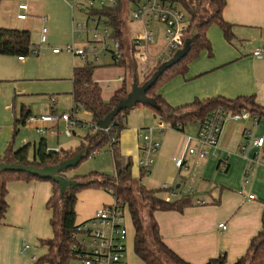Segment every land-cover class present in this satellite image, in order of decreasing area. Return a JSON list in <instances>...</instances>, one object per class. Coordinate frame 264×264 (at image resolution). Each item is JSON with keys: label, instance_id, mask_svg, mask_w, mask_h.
<instances>
[{"label": "crops", "instance_id": "1", "mask_svg": "<svg viewBox=\"0 0 264 264\" xmlns=\"http://www.w3.org/2000/svg\"><path fill=\"white\" fill-rule=\"evenodd\" d=\"M18 1L6 16H0V26L27 29L31 32L34 25L42 20V28L35 32L39 36V44L32 42L36 48L41 45L43 27L49 30L46 43L52 47L51 44L55 42L56 37L69 34L71 28L73 29L74 22L77 21L73 15L76 8L89 15L86 8L87 0L86 3L80 2L83 8L78 5L75 8L71 7L72 20L66 0ZM226 1L223 18L231 25L235 39L228 42L220 26L217 24L209 26L207 34L212 46L211 51L201 50L189 63L185 75H176L157 89L171 105L179 106L196 98L225 96L234 99L240 96H255L256 102L264 106V57L258 58L253 54L256 49L264 47V0ZM22 3L29 5L28 18L25 20L17 17L20 12L19 5ZM1 6L7 9L6 0L0 1V8ZM39 7H43V10L41 11ZM57 8L62 9L64 13L61 14ZM127 13L130 17L128 11ZM123 42L130 45L131 41L125 38ZM82 44L83 42L80 43ZM61 52L53 51L54 56H60ZM128 54V62L121 65L126 69L130 68L129 62L132 60L131 53ZM28 57L21 60L20 56L0 54V82L13 77L14 61L20 63L22 67L28 66ZM98 68L93 77L103 88V98L110 100L124 82H120L113 92L107 93L109 85H104L107 80L103 81L98 75ZM131 74L133 78L129 85L127 71L124 75V81L130 90L135 80L142 83L133 71ZM145 79L143 75V82ZM6 108L5 111L8 112L10 106L7 105ZM81 110L89 119L79 117ZM81 110L77 113L79 119L92 122L91 113ZM26 112H29L28 118L25 124L20 125L35 130L41 136L39 141L32 142L26 136L18 141L15 139V134L20 131L17 120ZM50 112H59L57 102L52 105ZM40 116L23 107L20 118H15L13 122L9 117L8 121H4V126H0V156L11 142L15 149L30 144L31 159L43 138L48 148L54 147V142L47 132L59 128L61 123H64L66 129V123L60 121L51 124L41 120H30L31 117ZM159 121L163 120L151 106L139 104L129 110L125 118L126 126L119 134L117 145L121 165L125 167L130 164L132 177L138 186L145 185L148 189L158 191L157 196L164 200L190 197L191 203L182 211L154 212L163 242L171 250L192 264H207L221 254H225L229 263H235L247 253L251 239L264 226V146L249 145L246 153L241 150L242 145L248 142L247 131H251L255 138L264 137L263 120H256L251 115L247 119L227 120L223 125L219 148L212 150L205 159H199L197 155L187 152L188 147L196 149L201 147L195 139L199 133L198 122L189 123L183 130H177L166 122L167 128L160 129L157 124ZM150 127H153L152 137L160 143V148L154 154V162L148 174L142 177L140 161L145 157V153L140 132ZM40 128L44 130V134L39 132ZM76 132L75 128L73 135ZM110 148L114 154L111 145ZM178 159H183L181 166L177 165ZM114 165L116 168L115 160ZM251 166L252 170L249 171ZM74 170L75 167L68 169L64 175L67 178L81 175ZM165 183L169 188H163ZM52 193L53 185L47 180H18L9 183L8 210L0 225V264H37L33 256L39 258L47 254L48 247L43 245L41 240L53 237L51 224V229L47 227L52 216L47 208V202ZM250 195L255 197L250 198ZM198 200H203L204 203H198ZM114 201V196L103 188H87L79 192L76 223L91 219L99 209L109 206ZM221 223H225V229L219 226ZM133 232L135 240L134 224ZM24 243L29 245L28 250L24 249ZM121 264H146L136 254L134 241L132 251H129V254L128 251L125 253Z\"/></svg>", "mask_w": 264, "mask_h": 264}, {"label": "trees", "instance_id": "2", "mask_svg": "<svg viewBox=\"0 0 264 264\" xmlns=\"http://www.w3.org/2000/svg\"><path fill=\"white\" fill-rule=\"evenodd\" d=\"M127 1L122 0L115 7L90 9L89 15L105 19L106 25L108 23V25L112 26L116 37L123 41L125 31L122 28L124 25L122 16L123 7L125 4L126 8ZM174 1L181 3L189 14L190 25L185 40L193 38V41L187 55L174 66L165 70L147 93L149 97L157 101L158 107L152 108L155 109L159 118L172 128L183 130L189 123L203 122L213 110L222 108L237 113L248 111L253 118L264 122V106L256 102L255 96H240L234 99L225 96H215L206 99L196 98L189 103L173 106L158 92L157 89L167 80L176 75H185L189 63L198 56L201 50L208 49L211 51L212 46L207 34L210 25L217 24L220 26L228 42H233L235 39L231 25L223 18L226 0ZM38 49L32 43L30 30L0 26V54L28 57ZM127 62L125 59L122 63L115 62V64L124 65ZM96 68H98V65L93 60H87L84 61V64L74 66L72 95L75 107L89 111L92 115V122L98 125V121L104 119L120 100L127 97L130 89L124 81V85L116 90L112 98L105 100L102 96V86L93 77ZM128 112L129 110H125L118 114L108 126L109 131L101 128L96 130L93 128L88 129L85 136L86 146H80L76 150L60 149L57 152L48 151L46 140L43 138L38 147L35 148L32 159L30 157V144L15 149L13 142L8 145L4 154L0 156V163L45 167L59 165L75 157L81 150L84 151L81 160L83 161L90 154H95L99 151L105 144H110L113 148V157L116 164V171L113 175L91 172L74 176L70 178L74 181V184L68 185L63 193H61V184L53 179L42 178L23 171L0 169V225L5 219L8 210L7 193L10 182L37 179L50 181L53 185L52 196L47 202V208L52 213L50 224L53 229V237L41 240V243L48 247V252L36 260L37 264H71L77 257V252L73 250L77 243L75 237L78 226L76 223V205L79 192L87 188H103L114 196L115 201L127 206L135 227V252L146 264H192L177 255L163 242L158 223L154 218L156 210L182 211L185 206L191 203L190 197L183 196L169 201L164 200L157 196L158 191L148 189L145 185H135L131 174V165L128 164L123 167L120 163L117 145L119 134L126 126L125 118ZM28 114L29 112L23 114L17 120V124H25ZM16 132H18V128ZM71 168L73 167L68 169ZM147 174L148 170L142 167V177ZM134 186L138 187V190ZM140 201L145 202L149 208L147 215L144 214V208L141 207ZM207 264H264V226L251 239L247 253L235 263H229L225 254H221L219 257L211 259Z\"/></svg>", "mask_w": 264, "mask_h": 264}, {"label": "built area", "instance_id": "3", "mask_svg": "<svg viewBox=\"0 0 264 264\" xmlns=\"http://www.w3.org/2000/svg\"><path fill=\"white\" fill-rule=\"evenodd\" d=\"M121 2L122 0H87L86 8L90 11V9L115 7ZM81 5L83 4L78 3V6L83 8ZM75 7L76 5H73L72 8ZM125 9L130 15L128 21H136L141 25V29L131 39L130 45L125 44L120 38L116 37L112 26L108 25V23L106 25L103 19L88 15L86 22L75 21L73 25L74 36L81 38L82 33H86V39L83 44H68L65 49L81 57L84 61L93 60L99 62L102 54H109L112 56L114 63H122L125 59L129 60L128 53H131L133 63L130 62L132 64L136 63L137 57L149 62L152 56L148 52V46L154 42V30L151 28V23L153 21L162 22L166 24L164 36L166 45L156 57L155 60L158 61V64L154 68L148 69L147 65L143 66L144 78L148 79L156 67L169 60L178 50L183 48L190 25L189 14L181 3H177L174 0H128ZM19 10L18 19H27L29 5L22 3L19 5ZM44 19L46 20L47 18L44 17ZM48 32V28L43 27L41 44L47 42ZM38 50H35L33 54L40 53V50ZM61 50L59 48L53 49L56 53ZM253 54L258 58L264 57V47L256 49ZM20 59L24 60L25 57L20 56ZM124 80V75H120L117 78V81L121 83ZM81 109L75 107L70 112L44 114L40 117H31L30 120H41L51 124L64 121L66 123L65 133L67 136H72L74 129L77 127H85L87 130L90 128L99 129L100 127L95 123L79 119L77 113ZM249 117L250 113L248 111L237 113L222 108L213 110L205 121L198 123L199 133L195 139L201 144V147L199 149L188 147L187 152L197 155L199 159H205L212 150L215 151L219 148L221 132L227 120H240ZM157 124L160 129L167 128V124L163 121H159ZM152 129L153 127H150L140 132L144 141L143 148L145 153V157L140 161V166L148 171L154 162V154L160 148V143L152 137ZM103 130L109 131V127ZM39 132L44 134L42 128L39 129ZM246 139L248 142L241 147V150L245 153L249 145L264 146V137L255 138L251 131H247ZM47 150L59 151L57 148H48ZM182 163L183 159L177 160L178 166H181ZM251 170L252 166L249 168V171ZM245 182H248L247 176L245 177ZM163 188L167 189L169 185L165 183ZM190 190H193V188H190ZM173 194L171 193V195ZM254 197V195H250V198ZM197 202L204 203L203 200H198ZM126 210L127 206L114 201L111 205L99 209L91 219L78 224L75 232L77 243L73 250L77 252L76 258L81 261V264H121L127 249L128 227L124 220ZM219 226L226 228L225 223H221ZM23 247L26 250L29 249L27 243H24ZM33 259L37 260L38 257L34 255Z\"/></svg>", "mask_w": 264, "mask_h": 264}, {"label": "rangeland", "instance_id": "4", "mask_svg": "<svg viewBox=\"0 0 264 264\" xmlns=\"http://www.w3.org/2000/svg\"><path fill=\"white\" fill-rule=\"evenodd\" d=\"M66 1L70 7H68L71 15L70 19L72 20V16L75 15L77 22H86L88 19L86 13H82L76 8L75 14L73 13L72 15L73 11L71 8L73 5H76L77 7L80 2L86 3V0ZM17 2L19 1L6 0V3H8L7 9L4 6H1L0 16H6ZM39 9L42 11L43 7H39ZM123 9L124 12L122 17L124 19V25L122 28L125 31V37L123 39L126 38L131 41V38H133L136 32L141 29V25L136 21H129L128 23V15L125 9V4ZM58 11L61 12V14L64 13L62 9H58ZM65 12L68 13L66 10ZM89 25L92 27L91 24ZM42 26L43 22L41 20L40 23L34 25L35 31H31L32 42L34 44H39V36L35 32L37 29H41ZM151 28L154 30V42L150 43L148 46V52L152 56V59L149 62L137 57L136 63L132 64L133 61L131 60L132 63L129 62L131 65L130 68L126 69L119 64H115L112 56L109 54H102L100 61L95 62V64L99 67L97 69L98 75L103 81L107 80L104 85L110 86H108L109 89H107V93L113 92L121 84L117 81V78L120 75H125L126 71L128 85L132 82V71L134 75L136 74V77L139 78V81L143 83V66L147 65V68L149 69L154 68L156 64H158V61L155 59L166 45V40L164 38L166 24L153 21L151 23ZM85 39L86 33H82V37L79 38L74 36L73 29L71 28L69 34L56 37L55 42L51 44L52 47H49L47 43L39 45V55L31 54L27 58L28 66L22 67L20 63L15 61L13 62V77H10V80L8 79L0 82V126L3 127V122L8 121L9 117L12 118L13 122L15 118H20L23 107L31 109L34 115L50 114L51 107L54 105V102H57V108L59 110L57 114L70 112L73 109V68L74 65L84 64V60H82L81 57L67 51L65 47L68 44H80ZM49 40L50 42L52 41L51 38ZM53 48L62 49L60 56H54L55 54L53 53ZM40 57L42 58L41 61H39ZM7 105L10 106V110L8 112L5 111V109H7ZM79 117L85 120L89 119V116L82 110L79 112ZM19 130L20 131L15 134V139H17V141L23 136L30 138L32 142H34V140L39 141L41 139V136H39L35 130L30 129L27 126L19 125ZM76 131V134L71 137L67 136V134H65L64 123H61L59 128L49 130L47 135L54 142V147L52 148H57L59 150H76L78 147L85 145L86 140L84 136H86L87 129L85 127H77ZM74 171L81 175L89 174L91 172L113 175L116 170L110 145L105 144L95 154H90V156L81 161L77 167L75 166ZM135 185L138 186L136 181ZM135 189L138 190V187H135ZM140 202L142 205L141 207L144 208V214L147 215L149 208L145 202ZM124 220L128 227L126 253L128 251L129 254V251H132L133 248L134 232L131 214L128 210L126 211ZM47 227L51 229L50 222L47 224ZM51 232H53L52 229ZM71 264H81V261L75 258Z\"/></svg>", "mask_w": 264, "mask_h": 264}, {"label": "water", "instance_id": "5", "mask_svg": "<svg viewBox=\"0 0 264 264\" xmlns=\"http://www.w3.org/2000/svg\"><path fill=\"white\" fill-rule=\"evenodd\" d=\"M192 41L193 38L186 39L183 48L178 50L169 60L159 65L156 71L150 76V78L144 81L143 84L134 81L132 89L127 97L120 100L114 109L110 111L104 119L98 121V126L101 129L107 128L118 114H120L122 111L130 110L139 104L158 107L157 101L154 98L149 97L147 94L148 91L158 81L165 70L174 66L187 55V53L190 51ZM83 154L84 151L81 150L77 155H75V157L62 162L59 165L36 167L33 165L25 166L16 163H0V169L8 171H23L40 176L42 178L53 179L61 184V193H63L68 185L74 184V181L70 178H67L64 174H62V172L69 167H75L78 165L83 158Z\"/></svg>", "mask_w": 264, "mask_h": 264}]
</instances>
